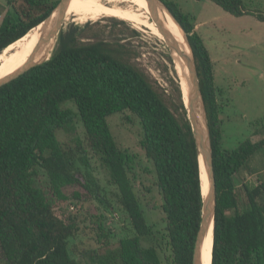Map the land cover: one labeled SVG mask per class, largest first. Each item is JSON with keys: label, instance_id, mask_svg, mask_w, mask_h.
<instances>
[{"label": "trees", "instance_id": "1", "mask_svg": "<svg viewBox=\"0 0 264 264\" xmlns=\"http://www.w3.org/2000/svg\"><path fill=\"white\" fill-rule=\"evenodd\" d=\"M81 1L70 0L68 5ZM127 1L149 9L143 0ZM162 1L191 47L207 113L216 188L211 264H264V180L242 186L246 196L242 209L235 183L241 170L258 173L251 164L264 141L247 139L235 148L224 147L220 115L225 106L220 104L209 52L188 16ZM206 1L233 17L251 15L264 22V15L246 10L242 0ZM6 3L0 53L34 31L59 0H21L18 7L13 0ZM100 17L138 25L144 18L102 5L84 9L80 22ZM88 26L61 30L58 46L45 55L47 61L0 87V264H192L203 196L197 147L180 90L172 110L146 77L124 60L130 52L125 45L84 40ZM149 29L164 40L154 22ZM124 111L141 126V146L161 197V205L153 209L164 218L162 230L148 222L132 184L135 157L117 146L109 128L108 118ZM59 131L73 141H59ZM93 158L108 171L133 234L113 244L116 237L106 228L105 215L96 213L97 207L88 215L97 247L80 249L79 217L61 209L58 215L56 209L60 202L64 206L70 200L81 205L92 201L112 213L113 205L93 174Z\"/></svg>", "mask_w": 264, "mask_h": 264}, {"label": "rangeland", "instance_id": "2", "mask_svg": "<svg viewBox=\"0 0 264 264\" xmlns=\"http://www.w3.org/2000/svg\"><path fill=\"white\" fill-rule=\"evenodd\" d=\"M6 1L0 0V22L9 11ZM164 1L175 4L181 13L188 16L190 24L193 25V32L201 37L209 52L214 81L221 93L220 104L225 106L220 115L224 121V147L235 148L247 139L253 142L264 141V22L258 21L251 15L233 17L206 0ZM242 1L246 10L264 15V0ZM13 4L18 7L21 5V0H13ZM151 21L150 15L145 14L143 23L139 25L111 17L80 22L70 15L64 20L62 30H66L71 25L83 27L87 24L89 26L82 36L84 40L103 39L111 43L124 44L130 51L125 55L124 60L137 68L174 110L178 105V90L183 101L175 54L170 52L164 40L152 34L149 29ZM180 30L184 33L182 28ZM133 31L136 34H133ZM57 40L54 41L51 52L58 46ZM51 52L49 54H52ZM186 74L187 69L184 78ZM66 107L74 109L72 104H67ZM107 121L117 146L135 157V176L132 184L140 198L148 222L154 226V230H162L164 218L158 208L153 209L154 205L158 207L161 205V197L155 186L153 166L141 146L142 131L139 122L128 111L114 114ZM77 133L79 139H82L83 129L79 122ZM57 138L61 142L70 143L73 137L59 131ZM92 166L94 176L99 180L113 205L112 213L105 212L101 205L92 201L81 205L70 200L65 203L66 206L60 202L56 209L58 215L64 210L67 215L79 217L80 241L82 239L80 249L97 247L95 226L88 220L89 212H94L97 207L99 210L96 213L105 215V226L116 237L111 240L113 244H116L117 239L133 234L124 212L118 206L117 190L109 182L108 171L94 158ZM251 167L257 169L258 173L250 175L245 170H241L235 176L240 209L246 206V196L242 186L251 187L264 180V147ZM41 181L46 183V178L42 176ZM142 244L150 246L152 243ZM163 264L166 262L163 261Z\"/></svg>", "mask_w": 264, "mask_h": 264}, {"label": "water", "instance_id": "3", "mask_svg": "<svg viewBox=\"0 0 264 264\" xmlns=\"http://www.w3.org/2000/svg\"><path fill=\"white\" fill-rule=\"evenodd\" d=\"M146 1L149 5L150 18L156 24L158 30L163 36L165 44L167 45L172 54H176L182 57L185 67L187 69V74L185 76V80L188 86L187 102L184 103L183 101V104L186 109L187 119L191 126L194 140L196 143L199 168L201 163L208 183L207 194L205 197L202 195L203 204L201 212V221L196 237L192 259V264H200L201 246L210 226H214V216L216 207V188L213 170L212 145L210 140V131L208 127L206 108L200 90L199 76L196 68L194 55L192 53L191 47L187 41L186 36L184 35V33H182L190 50L189 56L180 51L176 42L168 33L164 26V23L161 20L160 13H167V15L171 17L175 24H177L176 20L170 14L165 4L161 0ZM69 2L70 0H60V2L56 6V8L51 12V14L40 24L42 27V34L39 37L38 43L35 46L32 55L29 57L28 61L17 71L13 72L12 74L6 77L1 78L0 87L18 78L19 76L23 75L30 69L36 67L37 65H40L44 61L48 60V58L44 60L45 55L48 53L49 48L51 49L53 40H57L58 35L62 30L66 9ZM178 27L180 26L178 25ZM200 115L201 121L199 118Z\"/></svg>", "mask_w": 264, "mask_h": 264}, {"label": "bare ground", "instance_id": "4", "mask_svg": "<svg viewBox=\"0 0 264 264\" xmlns=\"http://www.w3.org/2000/svg\"><path fill=\"white\" fill-rule=\"evenodd\" d=\"M77 1H81V0H77ZM143 1L146 4V6L149 7L147 1L146 0H143ZM73 3L67 6L65 17L67 15H71L79 11L77 15L75 16V18L79 21L82 17L84 9H88V8H92L96 6H102V5L116 7V8H120L123 10L134 11L143 16L144 14L147 16L149 15V9H146L142 6H139L127 0H82L81 2H78V3L73 2ZM142 11H144V13H142ZM160 14L163 17L162 18L160 16L162 22L164 23L166 30L172 36V38L176 42L180 51L189 56L190 50L188 48L186 40L183 37L182 32L180 28L178 27V25L175 24V22L171 19L169 15H167V13L165 14L160 13ZM41 34H42V27L41 25H39L34 31H32L28 35L26 34L19 40L15 41L11 45H9L7 48H5L3 52L0 53V79L17 71L28 61L27 60L26 62H23L28 56L30 57L32 55V52L35 46L37 45ZM53 43H54V40H53ZM49 51H51L50 48H49ZM174 58L176 61V71H177L178 76L180 77V85L182 89L183 101L184 103H186L187 102V90H188L187 82L184 78L186 67H185L182 57L175 54ZM200 121H201V118H200ZM200 180H201L202 195L205 197L208 191V183H207L206 175H205V172H204V169L201 163H200ZM212 247H213V225L210 226L203 240V243L201 246V252H200V264H211Z\"/></svg>", "mask_w": 264, "mask_h": 264}]
</instances>
